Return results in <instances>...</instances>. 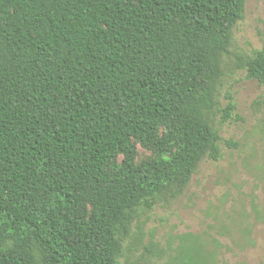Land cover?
Returning <instances> with one entry per match:
<instances>
[{
  "label": "trees",
  "instance_id": "trees-1",
  "mask_svg": "<svg viewBox=\"0 0 264 264\" xmlns=\"http://www.w3.org/2000/svg\"><path fill=\"white\" fill-rule=\"evenodd\" d=\"M244 9L0 0V264H121L133 210L221 157L210 113ZM244 66L264 84V48Z\"/></svg>",
  "mask_w": 264,
  "mask_h": 264
},
{
  "label": "rangeland",
  "instance_id": "rangeland-1",
  "mask_svg": "<svg viewBox=\"0 0 264 264\" xmlns=\"http://www.w3.org/2000/svg\"><path fill=\"white\" fill-rule=\"evenodd\" d=\"M263 48L264 0H245L210 113L221 157L205 156L185 187L169 186L151 209L133 210L121 264H185L187 253L209 264H264V84L244 66ZM231 100L235 108L225 118ZM137 148V162L157 156Z\"/></svg>",
  "mask_w": 264,
  "mask_h": 264
}]
</instances>
